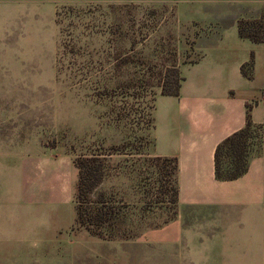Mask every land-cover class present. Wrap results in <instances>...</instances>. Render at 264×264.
Returning a JSON list of instances; mask_svg holds the SVG:
<instances>
[{"label":"rangeland","instance_id":"1","mask_svg":"<svg viewBox=\"0 0 264 264\" xmlns=\"http://www.w3.org/2000/svg\"><path fill=\"white\" fill-rule=\"evenodd\" d=\"M9 1L16 19L11 85L0 86V153L11 145L14 158L0 159V203L10 176L16 206L25 205L24 174L27 191L48 197L50 224L41 255L0 264H172L139 257L136 242L175 216L174 178L152 154V112L163 80L172 92L179 67L200 58L198 29L180 24L170 0ZM263 136L253 133L249 145ZM91 154L107 160L94 199L104 193L116 209L115 240L75 224V161Z\"/></svg>","mask_w":264,"mask_h":264},{"label":"crops","instance_id":"2","mask_svg":"<svg viewBox=\"0 0 264 264\" xmlns=\"http://www.w3.org/2000/svg\"><path fill=\"white\" fill-rule=\"evenodd\" d=\"M170 2L181 25L198 29L200 58L179 67V96L159 94L154 101L152 154L177 160L178 203L170 221L138 239L143 247L138 256L172 264H264V142L251 146L248 171L236 180H218L215 159L218 146L243 130L248 118L264 133V42L239 33L241 20L264 17V0ZM15 19L16 7L0 0V62L5 64L0 86L11 85L8 47ZM252 54L253 78L248 79L242 67ZM10 147L2 146L0 159L14 158ZM22 161L26 165V158ZM22 178V208L16 206L10 176L1 196L0 262L32 261L49 245L48 197L27 191Z\"/></svg>","mask_w":264,"mask_h":264},{"label":"trees","instance_id":"3","mask_svg":"<svg viewBox=\"0 0 264 264\" xmlns=\"http://www.w3.org/2000/svg\"><path fill=\"white\" fill-rule=\"evenodd\" d=\"M239 33L242 38L255 43H263L264 17L253 21L241 20L239 22ZM254 59V54H252L250 62L242 67V73L248 79L253 78ZM182 80L180 73L177 72V84L172 92L166 90L167 83L163 80L161 94L179 96ZM253 133L260 134V131L252 126L248 118V123L243 130L233 134L218 146L215 156L218 180L233 181L248 171V158L251 148L249 140ZM154 161H156V165L160 170L170 168V177L174 178V187L170 190V199L171 203L177 208L178 190L175 182L177 160L154 157ZM106 162L107 160L102 154L84 155L76 159L75 166L79 175L75 194V224L84 228L94 237L103 240H115L117 236L112 232V229L116 226L114 224L118 216L116 209L106 200L104 193H100L99 197L96 200L94 199L98 188L107 176ZM123 238L127 240L130 237L125 236Z\"/></svg>","mask_w":264,"mask_h":264},{"label":"built area","instance_id":"4","mask_svg":"<svg viewBox=\"0 0 264 264\" xmlns=\"http://www.w3.org/2000/svg\"><path fill=\"white\" fill-rule=\"evenodd\" d=\"M263 135H264V133H263ZM263 139H264V136H263Z\"/></svg>","mask_w":264,"mask_h":264}]
</instances>
